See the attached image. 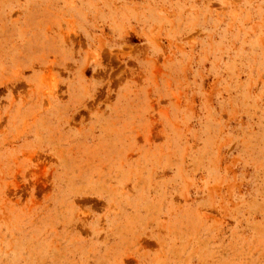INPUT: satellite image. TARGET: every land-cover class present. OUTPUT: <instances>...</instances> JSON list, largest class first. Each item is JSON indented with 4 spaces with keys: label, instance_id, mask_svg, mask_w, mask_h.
I'll use <instances>...</instances> for the list:
<instances>
[{
    "label": "rangeland",
    "instance_id": "1",
    "mask_svg": "<svg viewBox=\"0 0 264 264\" xmlns=\"http://www.w3.org/2000/svg\"><path fill=\"white\" fill-rule=\"evenodd\" d=\"M0 264H264V0H0Z\"/></svg>",
    "mask_w": 264,
    "mask_h": 264
}]
</instances>
